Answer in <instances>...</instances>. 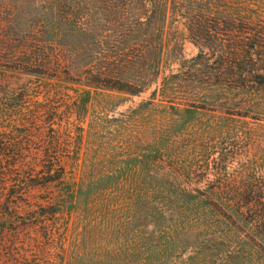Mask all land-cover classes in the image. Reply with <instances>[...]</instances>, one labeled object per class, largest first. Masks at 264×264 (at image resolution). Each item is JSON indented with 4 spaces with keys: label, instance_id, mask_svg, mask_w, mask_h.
Instances as JSON below:
<instances>
[{
    "label": "rangeland",
    "instance_id": "374dc122",
    "mask_svg": "<svg viewBox=\"0 0 264 264\" xmlns=\"http://www.w3.org/2000/svg\"><path fill=\"white\" fill-rule=\"evenodd\" d=\"M249 1L264 11V0ZM16 8L26 28L51 3L0 0V22H11ZM173 17L166 13L162 29L165 77L137 94L0 67L3 128L36 113L47 87L68 94L60 119L74 123L58 149L62 176L32 191L38 202L53 195L58 230L51 240L41 236L42 251L25 264H264V236L250 230L249 238L245 223L235 216L230 223L206 203L223 202L212 187L264 173V90L171 84L179 80L170 72L177 59L198 51ZM6 238L0 264H14Z\"/></svg>",
    "mask_w": 264,
    "mask_h": 264
},
{
    "label": "trees",
    "instance_id": "16d2710c",
    "mask_svg": "<svg viewBox=\"0 0 264 264\" xmlns=\"http://www.w3.org/2000/svg\"><path fill=\"white\" fill-rule=\"evenodd\" d=\"M47 1L51 9L40 23L23 28L17 8L11 22H0L2 70L140 93L165 77L162 29L169 11L198 49L177 59L170 72L179 80L171 84L184 81V89L196 91L264 90V11L249 0ZM68 97L60 87H47L36 113L9 129L0 124V240L7 235L14 264L33 262L43 248L41 236L51 240L58 230L53 195L38 202L32 191L47 189L63 174L58 149L69 143L74 123L64 124L59 109ZM211 189L223 202L207 204L230 223H245L247 236L250 230L264 236V173Z\"/></svg>",
    "mask_w": 264,
    "mask_h": 264
}]
</instances>
